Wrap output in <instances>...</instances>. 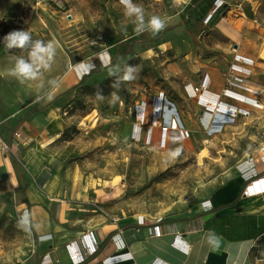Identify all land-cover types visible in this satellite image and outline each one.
I'll return each instance as SVG.
<instances>
[{
  "label": "rangeland",
  "instance_id": "obj_1",
  "mask_svg": "<svg viewBox=\"0 0 264 264\" xmlns=\"http://www.w3.org/2000/svg\"><path fill=\"white\" fill-rule=\"evenodd\" d=\"M133 3L144 9L145 22L153 15L164 18L176 11L174 7L167 9L165 0ZM241 3L247 16L254 19V39L233 43L215 22L200 21L187 28L185 40H180L183 32L178 31L171 34V42L163 38L136 44L117 65L137 66V77L118 88L113 87L116 77L109 75L110 68L65 88L58 83L70 67L68 51L82 54L92 45L106 47L109 38L136 33V17L125 14L120 0H0V26L8 14L16 15L14 20L23 29L32 28L39 33L34 37L48 38L56 45L49 69H56L57 82L56 89L40 88L41 82L48 80L44 74L49 69L42 70L38 79L23 83L10 74L0 80V139L8 146L0 149V264L22 262L34 249L32 221H21L25 189L32 182L38 184L39 176L53 178L56 173L63 183L59 191L63 194L106 192L149 217L171 214L217 187L214 179L236 154L235 143L228 137L204 139L192 134L171 149L168 142H161V136L149 134L151 119L146 125L138 122L136 106L146 99L147 116L152 117L154 98L164 91L178 112L184 98L177 93V86L184 88L189 81L199 80L207 69L223 70L226 83L229 74H236L231 71L236 54L255 60L246 83L263 93L237 91L264 101V0ZM139 36L144 38L146 31ZM239 43L242 51L237 52L234 44ZM17 52L27 59V50ZM15 59L0 57V65L10 73ZM98 90H102V100L96 97ZM48 94L56 98L57 118L63 122L56 142L50 144L48 133L36 135V128L28 123L41 111L43 96ZM114 96L118 97L115 101ZM182 107L189 117L195 113L196 122L199 106L187 101ZM261 129L264 134V120Z\"/></svg>",
  "mask_w": 264,
  "mask_h": 264
},
{
  "label": "crops",
  "instance_id": "obj_2",
  "mask_svg": "<svg viewBox=\"0 0 264 264\" xmlns=\"http://www.w3.org/2000/svg\"><path fill=\"white\" fill-rule=\"evenodd\" d=\"M191 1L177 0L174 3L173 0H165L168 4L166 8L174 7L176 11L166 13L163 18L166 20V27L172 29L159 41L167 38V41L171 42V34L178 31L183 32L181 41L187 38L183 36L188 29L182 21L181 12ZM224 1L225 9L218 13L215 19L219 30L233 43L237 41L241 43L257 36L254 19L248 17L242 7L241 2L244 0ZM16 17L8 14V18ZM28 31L33 35L39 34L32 28ZM145 37L150 38L151 33L146 31ZM44 39L46 42L51 41L48 38ZM240 43L237 52L242 51ZM1 51L0 57L3 59L18 56L17 51L9 52L6 47ZM246 55H250L249 52H246ZM77 56V61H70L67 74L58 86L69 88L81 81L97 65L108 66L112 63L108 45L102 48L92 45ZM111 67L114 66L108 68ZM8 75V68L1 64L0 80H4ZM44 75L48 80H43L40 88L56 89V84L50 83L56 81V69H49ZM206 75L210 80L209 86L196 96L189 95L185 86L183 88L178 85L176 89L179 96L184 98L182 102L191 101L192 104L194 102L199 106V116L196 122H193L195 113L189 117L182 107L184 103L179 105V121L190 132L189 137L192 134L204 139L207 136H213V139L228 137L237 147L234 149L237 150L236 154L230 156L229 164L224 166L225 170L214 179L217 187L211 193L171 214L149 217L129 208L123 200L120 201L121 199L106 192H98L96 195L68 192L63 194L59 192L63 183L56 173L53 178L39 176L37 181L41 187L32 182L25 189L26 197L22 208L28 209L32 221L35 233L34 249L28 258L16 264H72L67 244L76 240L82 248L80 239L86 233L94 234L97 251L89 255L83 264H264V192L255 195L244 193L251 180L264 176V134L261 131L264 108H256L248 102L223 96L225 82L221 69H207L199 80L189 81L185 85L198 87ZM47 96L49 94L43 96L41 111L36 112L28 123L36 128V135L44 136L48 133L51 136L48 141L50 144L56 142L54 140L62 129L63 122L61 118H57L60 115L56 114V98L49 100ZM157 96L153 105L155 104L158 110L162 98ZM223 101L248 111L249 115H237L234 122L225 124L219 131L211 132L208 128L210 120L208 106L211 102L220 104ZM142 102L146 103L145 107L142 106ZM139 103L136 112H144L145 118L143 122L140 120L138 122L146 125L145 123H150L151 119V116H147V100L142 99ZM262 103L264 104V101ZM163 124L162 121L153 126L151 133L149 124L147 127L149 134L155 138L162 136ZM256 125H260V128ZM189 137L182 138L178 129H169L167 142L171 149H176ZM250 162L255 164L257 171L253 178L243 174L244 167ZM5 164L14 181L13 174L7 163ZM155 225L162 226L164 231L162 235H150L149 229ZM119 233L122 234L121 238L117 237ZM45 237L48 239L42 240ZM121 242L124 243L122 248L119 246ZM126 253H128L126 256L123 255ZM112 257H115V260H110Z\"/></svg>",
  "mask_w": 264,
  "mask_h": 264
},
{
  "label": "built area",
  "instance_id": "obj_3",
  "mask_svg": "<svg viewBox=\"0 0 264 264\" xmlns=\"http://www.w3.org/2000/svg\"><path fill=\"white\" fill-rule=\"evenodd\" d=\"M225 4L226 3L224 0H216L214 7L212 9V12L208 15V17L206 18L205 21L207 22L211 18L212 14L215 11H217L218 9L224 7ZM254 63H255L254 59L249 58V57L242 55V54H236L235 61L231 65L232 73L236 72V74L235 75L229 74L227 76V82L225 83V87L223 89L222 94L225 97L233 98L236 100H242V101H245V102L252 104L255 107L263 108L264 104L259 99H256V98L251 97V96H246L245 94L238 92L236 89V88H238V89H242L245 91H254L246 83V78L253 74ZM209 83H210V80L208 78V75H206L200 86L193 87L191 84H188V85H186V90L189 93V95L196 96L198 94V92H200L202 90H206L209 86ZM254 92H256V94H262L263 93L260 90H255ZM237 95H240L242 99L241 98L237 99L238 98ZM160 97L162 98L160 109L157 110L155 108V104L153 105V115L151 117V123L152 124H151L150 133H151L153 126L158 125V124H160V122L163 121L164 124L161 125V131H162V137L164 138L162 140L164 145H166L165 142H167V133H168L169 129H178L182 138H188L190 136V132L180 124L177 110L175 109L176 113L169 114L168 116H166L167 111H169L170 109H174V106L171 105V102L168 100V98L164 92H161V94L158 98H160ZM145 105H146V103L142 102V106L145 107ZM218 105L223 106V107L228 109V111H223L222 112L223 114H220V116H222V120L220 119L218 124H217L220 126V130L223 129L225 124H229L231 122H234L235 118L238 114L249 115L248 111L242 110L238 106L231 104V103H228V102H225V101H223L222 103H220ZM143 113H140L139 111H137V120H140L141 122L144 121L145 116ZM7 147L8 146L4 142H2L0 139V149L4 150ZM251 160H252V158H251ZM243 174L248 175L249 178H253L254 176H256L257 171L255 168V164L252 162L248 163L247 166L244 167ZM263 177H258V178L262 179ZM258 178H255V179H258ZM255 179L251 180V182L247 185V187L244 191L245 195H252V192H250L249 189L251 187V183H255ZM25 217L27 219V222L29 223L30 217H29L28 209L23 210L22 218L24 219ZM149 232H150L151 236H160L163 234L164 231H163L161 225H155V226L150 227ZM121 235L122 234L119 233L117 235V237L121 238ZM47 239H48V237H45L42 240H47ZM80 240H81L82 248L79 246L78 241H76V240L67 244V248H68L69 253H70V259H71L72 264H83V263H85L88 256L94 254L97 251L96 239H95V236L93 233L83 234L81 236ZM119 246H120V248L124 247V243L122 244V242H121ZM127 254L128 253L123 254V255L126 256ZM123 255H119V256H123ZM119 256H117V257H119ZM112 259L115 260V257L110 258V260H112ZM106 261H108V259Z\"/></svg>",
  "mask_w": 264,
  "mask_h": 264
},
{
  "label": "clouds",
  "instance_id": "obj_4",
  "mask_svg": "<svg viewBox=\"0 0 264 264\" xmlns=\"http://www.w3.org/2000/svg\"><path fill=\"white\" fill-rule=\"evenodd\" d=\"M121 4L124 6L125 14L128 16H135L137 19V34L143 33L144 31H149L153 36L157 35L159 32L164 30L166 27V20L160 16L153 15L147 22L144 19V9L133 3V0H120ZM174 3L177 0H173ZM5 47L11 51L12 49H20L22 51L27 50V59L23 56H18L15 59V65L10 70V75L15 76L21 83L26 80L38 79L42 74V70L49 69L51 67V61L55 57L56 45L49 41L44 42L42 40L33 41L31 34L24 30H17L8 33L4 37ZM139 68L137 66L124 64L116 65L109 69V75L116 77L113 83V87L118 88L122 82H130L136 79ZM55 85L56 81H50ZM97 99L102 100V90H98L96 93ZM48 99H52L51 96ZM118 97L114 96V101ZM22 224L27 223L26 217L21 221Z\"/></svg>",
  "mask_w": 264,
  "mask_h": 264
},
{
  "label": "trees",
  "instance_id": "obj_5",
  "mask_svg": "<svg viewBox=\"0 0 264 264\" xmlns=\"http://www.w3.org/2000/svg\"><path fill=\"white\" fill-rule=\"evenodd\" d=\"M215 2H216V0H192L184 8V10L181 12V17H182V21H183L184 25L188 28V27H191L192 25L199 23L200 21L205 22L206 18L211 13V9H213ZM224 9H225V7H222L220 9H218L217 11H215L212 14L211 18L207 22H211V21L215 22L216 15L218 13H221L222 10H224ZM246 14H248L247 11H246ZM170 29H172V27H165L164 30H162L161 32H159L155 36H153L151 34L150 38L149 37L141 38L139 36L140 34L138 35L136 33H133V34L128 35V36H124L122 38H117V37L109 38L106 41V44L108 45V47L110 49V53L112 55V63L108 66H104L102 64L97 65L94 69H92L90 71V73L86 74L83 77V80L87 76H89V74L91 75V74L99 73V72H102L103 70L107 69L110 66L117 65L120 58L129 55L132 52V50L134 49V46L136 44L158 41ZM17 30H24V31H27L28 33H30L33 41L42 40L45 42V40L43 38L34 37L32 32H29L28 30L23 29L22 26L12 18H7V19L2 21L1 29H0V37L4 40V37L8 33L13 32V31H17ZM3 47H5V45ZM17 50H20V49H12L11 51H9V50L8 51L14 52ZM68 55H69L70 59L72 60V62L77 61V59H78L77 55H74L72 52H69V51H68Z\"/></svg>",
  "mask_w": 264,
  "mask_h": 264
},
{
  "label": "bare ground",
  "instance_id": "obj_6",
  "mask_svg": "<svg viewBox=\"0 0 264 264\" xmlns=\"http://www.w3.org/2000/svg\"><path fill=\"white\" fill-rule=\"evenodd\" d=\"M208 107L210 110V120H209V124H208L209 127L208 128L211 132L219 131L220 126L217 124H218L220 119L222 120V116H220V114H223L222 113L223 111H228V109L223 107V106H219L218 104H215V102H211ZM175 109L176 108L170 109L169 111H167L166 116H168L169 114L176 113ZM163 139L164 138L161 136V142ZM249 191L252 192V195L260 194V193L264 192V177L262 179H260V178L255 179V183H251V187H250Z\"/></svg>",
  "mask_w": 264,
  "mask_h": 264
},
{
  "label": "water",
  "instance_id": "obj_7",
  "mask_svg": "<svg viewBox=\"0 0 264 264\" xmlns=\"http://www.w3.org/2000/svg\"><path fill=\"white\" fill-rule=\"evenodd\" d=\"M4 46V40L0 37V49ZM235 48H238V45H235Z\"/></svg>",
  "mask_w": 264,
  "mask_h": 264
}]
</instances>
